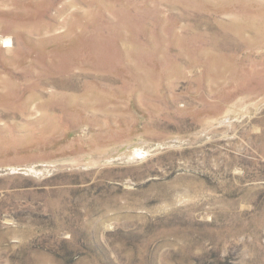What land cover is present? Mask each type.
<instances>
[{"label": "rangeland", "instance_id": "obj_1", "mask_svg": "<svg viewBox=\"0 0 264 264\" xmlns=\"http://www.w3.org/2000/svg\"><path fill=\"white\" fill-rule=\"evenodd\" d=\"M0 264H264V0H0Z\"/></svg>", "mask_w": 264, "mask_h": 264}, {"label": "bare ground", "instance_id": "obj_2", "mask_svg": "<svg viewBox=\"0 0 264 264\" xmlns=\"http://www.w3.org/2000/svg\"><path fill=\"white\" fill-rule=\"evenodd\" d=\"M6 43H10V41L8 40V41H6Z\"/></svg>", "mask_w": 264, "mask_h": 264}]
</instances>
